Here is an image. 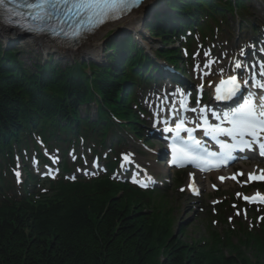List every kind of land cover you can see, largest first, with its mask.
I'll return each mask as SVG.
<instances>
[{"label": "trees", "instance_id": "obj_1", "mask_svg": "<svg viewBox=\"0 0 264 264\" xmlns=\"http://www.w3.org/2000/svg\"><path fill=\"white\" fill-rule=\"evenodd\" d=\"M163 34V38L168 37ZM11 55L6 57L13 58L14 54ZM5 64L7 61H0V123L17 121L24 100L21 89L27 90L31 104L51 111L53 116L73 112L89 94L85 75L76 65L63 73L48 65L29 80L25 70L14 71ZM111 70L118 72L116 68ZM17 77L27 84L17 85L14 82ZM97 81L100 82L99 77ZM52 84L64 96L56 107L51 98L41 94L42 89ZM100 85L106 98L116 95L115 84L100 82ZM105 203L96 209V203L84 202L83 206L70 208L64 216L54 210H39L37 215L24 209L0 211V264H158L161 245L153 241L152 227L117 202H111L107 208ZM165 249L168 254L164 250L167 258L163 264H200L180 244H170ZM216 262L209 263L232 264L222 256ZM242 262L248 264L246 260Z\"/></svg>", "mask_w": 264, "mask_h": 264}, {"label": "snow or ice", "instance_id": "obj_2", "mask_svg": "<svg viewBox=\"0 0 264 264\" xmlns=\"http://www.w3.org/2000/svg\"><path fill=\"white\" fill-rule=\"evenodd\" d=\"M143 3L144 0H36L34 4H30L28 7L35 10L36 15L33 17L34 19H43L49 17L52 12L60 10L63 6L67 11L81 16L88 25L85 31H94L105 23L120 19L133 8H139ZM0 6L7 8L5 0H0ZM50 9L52 10L51 12L49 11ZM73 34L79 36L80 32L77 30ZM241 66L242 65L239 63L236 65L237 68ZM261 75H264V72H262ZM224 83V81H221V84ZM229 83H231L233 87L227 91V94H219L220 89L217 88V100H231L240 91V85L236 83V77H231ZM247 83L248 81L245 80L244 84L247 85ZM256 86L258 88H264V82ZM259 101L260 102L257 104L254 94L249 92L248 96L244 98V102L239 104L238 107L228 112H222L220 115L216 116L217 119L226 121L231 125L230 128L208 125L205 134L230 136L238 141L239 144H242L244 149L252 150V142L246 140L245 137H251L253 138V142H258L259 135L264 133V95L259 97ZM193 111H195V109H193ZM214 115L216 114L214 113ZM205 123H207L206 120ZM200 126L201 125L197 124V127ZM167 130L172 131L173 129ZM175 130L177 132L178 145L181 146L174 145L173 150L182 157H190L193 160L198 159V157L192 155L198 152L200 148V142L191 134L193 129L184 127L181 121L176 124ZM180 131L189 133L188 140H183L179 137ZM259 150L260 155L264 156V143H259ZM17 176H19V173H17ZM220 179L223 180L224 177H220ZM141 186L147 187L148 185L145 183Z\"/></svg>", "mask_w": 264, "mask_h": 264}, {"label": "bare ground", "instance_id": "obj_3", "mask_svg": "<svg viewBox=\"0 0 264 264\" xmlns=\"http://www.w3.org/2000/svg\"><path fill=\"white\" fill-rule=\"evenodd\" d=\"M157 0H149L148 2H146L143 7L135 12L132 16L124 19L122 22L118 23L117 26L115 27L114 25L111 26H103L102 28L98 29L93 35L88 36L86 39H84L81 43L78 44V48H77V52H81V55H79L78 53H74L72 51H60L62 53L59 54H65L67 57L69 58H73L72 56H76L79 55L81 56V61H91V59H95V61H98V63H102L103 59L105 58L104 54H102L101 50H102V45L103 44V40H105L106 38V31H108L110 29V27H115V29L119 28L120 24H124V26H130L134 29V31H137V25L135 24L136 22H138L140 19H143L144 15V10L149 6V3H153ZM11 13L7 14V16H4L2 14V11L4 12V10H2L0 8V36L3 37L4 40H9L10 42L16 40L17 37H20L19 39L23 38H28L21 35L22 31L20 33H18V31H13V28H9L8 26H15L18 23H24L22 21V17L20 16L19 12H17V9L15 6H12L11 8ZM143 15V16H142ZM8 22V23H7ZM134 23V25H132ZM9 24V25H8ZM124 31L127 30L126 28H121ZM120 30V29H117ZM141 31V30H140ZM141 38L144 35H146V31H142L141 32ZM39 36V34H37ZM140 36V35H139ZM109 38V37H108ZM32 39V40H31ZM30 43L28 44H33L34 45V41L37 43V47H39V50H45V51H53L58 53V51H54L57 47H53V43H51V41L48 40V37H43V36H39V37H32L30 36L29 39ZM72 40H76V39H72ZM9 42V43H10ZM146 44H148V42H145ZM56 44V43H55ZM35 46V45H34ZM41 48V49H40ZM114 76H117L115 73H113ZM2 130H0L1 132ZM84 143V142H83ZM104 200L108 201L109 203L113 202L110 201L107 197H100V198H96V209H99L100 206L103 204ZM93 204V202H92ZM83 206V205H81ZM79 207V206H76ZM106 209V208H105ZM16 215V213H15ZM151 226H158L156 223L151 224L148 227ZM153 241L156 243V245H161V249L164 248L165 246H167L169 244V242L167 241V234L165 230H161L159 233H153Z\"/></svg>", "mask_w": 264, "mask_h": 264}, {"label": "rangeland", "instance_id": "obj_4", "mask_svg": "<svg viewBox=\"0 0 264 264\" xmlns=\"http://www.w3.org/2000/svg\"><path fill=\"white\" fill-rule=\"evenodd\" d=\"M259 8H261V6H259ZM22 36H24V35H21V37ZM27 39H29V38H23L22 37L21 39H18L14 42H10L9 40H4L3 37L0 36V54H1V52L7 53V54H12V53L16 52V55H17V57H19V60L27 63L28 64L27 66L29 69H31L30 64L37 62V59L42 60V59H45L46 57L48 58L49 56H54V55L44 54V52L41 48H40L41 50L38 49L39 47H37V45H36L37 43L35 41H34L35 46L33 44L32 45L28 44V43H30V40H27ZM157 46L158 45H155V43L153 41L151 47H157ZM104 48L101 50V52L105 51ZM64 56H66V55H60L59 54V56H57L58 58H56V59L60 58L62 61L70 62V60ZM61 60H57V61L55 60L54 62H57V64H55L54 67H56V65H63ZM92 60H95V59H92ZM102 63H104V60ZM92 110H93V108H92ZM194 225H195L194 227H192L191 225L189 227H187V229L185 231L186 232L185 237L182 238L185 243H187V241L190 239V237L193 236L195 233L200 234V233H203V231L205 230V225H202L200 223H197ZM249 253H250V251H248L249 257H251L253 260H255L253 255H251Z\"/></svg>", "mask_w": 264, "mask_h": 264}]
</instances>
